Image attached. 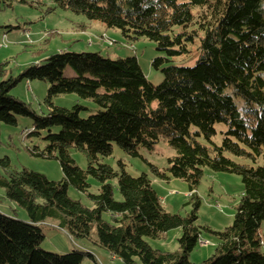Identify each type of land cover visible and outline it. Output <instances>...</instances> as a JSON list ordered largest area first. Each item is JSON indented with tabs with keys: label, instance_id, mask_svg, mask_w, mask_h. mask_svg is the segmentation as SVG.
<instances>
[{
	"label": "trees",
	"instance_id": "obj_1",
	"mask_svg": "<svg viewBox=\"0 0 264 264\" xmlns=\"http://www.w3.org/2000/svg\"><path fill=\"white\" fill-rule=\"evenodd\" d=\"M54 3L118 29L129 41H153L163 56L153 59L152 65L163 78L158 85L148 82L135 55L112 59L98 51L62 50L29 64L17 76L7 70L8 62L0 63V124L15 125L18 115L30 117L32 129L27 135L47 131L40 138L44 147L34 146L30 153L57 159L63 172L62 179L51 180L31 169L12 168L9 157H0L3 196L28 217L22 220L0 211V264H82L95 259L83 249L67 253L42 249L46 220L78 239L89 238L95 227L98 245L124 264H191L189 256L203 229L196 223L200 205L196 193L191 195L187 215L168 212L148 174L132 176L101 161L111 155L113 143L137 157L141 148L151 150L162 139L174 154L167 157L163 169L149 164L156 178L182 179L193 191L205 168L241 177L243 190L233 220L222 230L207 229L217 242L214 253L201 264H264L260 232L264 221V0ZM197 40L193 65L172 63L175 57L189 55ZM66 67L72 76L64 73ZM23 79L49 84L47 113L36 114L30 104L10 94ZM67 93L91 99L99 111L83 118L79 104L53 105L52 98ZM233 97L242 100L241 107ZM216 123L226 126L219 145L212 140ZM71 148L84 153L86 169L74 163ZM226 152L253 164L235 162ZM259 158L261 164H256ZM89 176L100 184L97 194L88 192ZM113 179L121 200L114 197ZM70 187L85 193L92 207L71 198ZM174 228L181 230L176 251L155 249L144 239L158 238Z\"/></svg>",
	"mask_w": 264,
	"mask_h": 264
},
{
	"label": "rangeland",
	"instance_id": "obj_2",
	"mask_svg": "<svg viewBox=\"0 0 264 264\" xmlns=\"http://www.w3.org/2000/svg\"><path fill=\"white\" fill-rule=\"evenodd\" d=\"M198 40L191 48L189 55L172 59L173 64L193 65L196 61V48ZM67 51H98L103 57L112 59L136 56L139 65L148 82L158 85L163 78L162 72L152 65L153 59L163 56L156 50L155 43L147 39L129 41L125 39L118 29L106 28L98 20H88L84 15L75 14L68 9L61 8L54 0H13L10 4L0 3V63L8 62L7 70L12 76H17L31 63L42 62L49 55L56 52ZM64 73L72 76L73 72L66 67ZM49 84L41 80H20L10 91L14 97L30 104L36 114L47 113L48 107L45 97ZM239 107L242 100L233 97ZM54 106L71 108L79 104L83 109L80 116L85 118L99 111V107L91 100L78 97L74 93L61 94L52 98ZM32 129V119L26 116H17L15 125L0 124V157L7 156L11 167L15 169L27 168L44 174L48 179L60 180L63 177L62 168L57 159L42 158L30 153L34 146L44 147L45 141L40 136L27 135ZM216 134L212 140L221 144L222 132L226 126L223 123L215 124ZM54 132L58 129L53 128ZM203 141L202 139H200ZM140 156H129L119 145L112 144V153L108 157H101V161L111 165L115 170L122 168L132 176L146 173L152 179V185L159 196L164 208L171 213L187 215L192 209L191 195L196 193L200 205L197 210L196 223L202 226L200 242L191 252V264H201L214 253L216 237L207 229L222 230L229 226L233 220L243 190L241 177L235 173L216 172L209 168L199 184L193 191H189L188 183L182 179L156 178L149 164L163 169L167 166V157L174 154V150L166 140H160L153 149L141 148ZM74 163L81 169L87 168V158L83 152L70 149ZM227 157L238 163L253 164L250 160L225 153ZM121 164H124L122 166ZM256 164H261V158ZM88 192L97 194L100 189L99 182L89 176ZM114 186V197L121 200L117 190V180L111 181ZM68 193L71 198L78 199L88 207H92L90 199L85 193L70 187ZM4 191L0 188V211L7 215H14L27 220L26 211L16 203L6 199ZM109 220L108 213L103 214ZM260 232L264 236V221L260 225ZM44 239L41 248L55 253H67L72 249H83L94 254L95 259H86L82 264H124L120 259L110 255L97 243L95 227L89 238L78 239L70 237L63 229L57 227L52 220L43 223ZM181 235L179 228L170 229L158 238L144 237L153 248L162 251L178 250V238ZM264 252V248H262Z\"/></svg>",
	"mask_w": 264,
	"mask_h": 264
}]
</instances>
